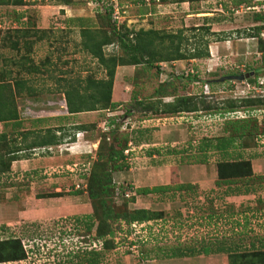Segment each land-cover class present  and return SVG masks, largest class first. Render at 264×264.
<instances>
[{"label":"rangeland","instance_id":"obj_1","mask_svg":"<svg viewBox=\"0 0 264 264\" xmlns=\"http://www.w3.org/2000/svg\"><path fill=\"white\" fill-rule=\"evenodd\" d=\"M177 1L112 3L118 25L134 32H181V37L187 39L182 48L189 51L196 46L204 49V39L199 42L203 32L192 31L193 27L210 26L214 35L206 37L208 57L165 62L147 69L143 64L119 66L111 91L115 109L75 115H68L62 87L78 83L77 88L83 90L85 81L108 79L99 61L84 51L85 39L80 34L81 28L93 33L109 30L99 21L108 1L75 0V5L64 6L57 0H22L18 6H0V40L9 33L18 44L10 49L0 42V73L11 71L3 78L5 81L22 78L34 88V96L14 97L22 128L13 130L11 124L0 123V135L6 134L10 141L17 138L15 147L22 150L32 137L24 142L17 136L18 131L60 126L67 135L63 140L75 141L66 144L70 150L63 152L64 147L61 154L58 146V150L50 147V152L47 148L18 151L19 159L11 164V172L0 180V240L20 238L28 251L27 260L7 264H77L73 258L76 252L100 247L93 238L94 231L89 234L85 229L87 217L92 214L91 202L86 193L74 192L79 187L87 189L99 143L104 139L108 147L116 150L128 141L124 151L128 168L112 174L117 193L115 206L135 196L129 211L147 209L161 212L162 218L143 225L114 226L116 248L105 252L102 264H253L256 259L252 253L264 252V107L256 109L257 114L250 118L243 112L224 118L215 111L159 114L167 103H172L177 90L203 93L204 103L214 109L234 99L264 98V91L250 87L244 80L220 81L232 76L246 79L249 67L262 65L257 39L252 36L256 35V27L264 25L263 20L255 18L264 17V0ZM16 29L29 33L16 39L12 33ZM260 37L264 39V30ZM168 46L164 40L158 49L167 53ZM103 51L105 59L122 52L116 44ZM22 57L26 67L34 65L40 73L22 72ZM181 74L185 80L189 74L201 81L180 82ZM212 81L218 84L211 85ZM144 100L149 101L151 109L144 111L138 104ZM48 103L57 106L52 108ZM33 119L46 122L41 128H33L32 121H37ZM111 120L114 127H110ZM245 120L250 121L249 125L239 124ZM242 126L246 127L242 132L246 135L239 144L244 148L242 159L250 163L248 180L260 184L261 189L247 197L221 199L217 195L225 186L217 185V166L222 160L211 150L200 154L197 148L202 139L212 142L232 135V129ZM79 127L85 130L76 131ZM10 141L0 142V156L14 145ZM180 185H191L193 190L178 191L173 200L163 202H156L152 196L134 195L132 190ZM54 193L60 196L53 197ZM206 248L210 249L208 255L181 259L162 256L177 250Z\"/></svg>","mask_w":264,"mask_h":264},{"label":"trees","instance_id":"obj_2","mask_svg":"<svg viewBox=\"0 0 264 264\" xmlns=\"http://www.w3.org/2000/svg\"><path fill=\"white\" fill-rule=\"evenodd\" d=\"M103 1H108L109 5L104 7L105 13L101 15L99 19L102 27H107L108 31H91L90 29L81 28V37L85 40L82 42L84 51L93 56L99 63L104 67L107 72L108 79L106 81H96L88 80L85 81V88L80 90V85L77 83L68 84L62 87V94L65 99L68 115L80 114L83 112H93L98 110H114L115 106L111 103V91H112V81L115 74V69L119 66H138L145 65V68H152L155 64H163L165 62H175L182 60H196L204 57H208V41L207 36L214 35L210 33V26L193 27L192 31H202L203 34L199 35V42L204 39V49L199 46L194 47L191 51L188 49H183L184 44H187V39H183L180 34L163 33L161 34L157 30H143L140 29L137 32L127 29L125 25H118L117 19L114 17V6L112 2L117 0H95L96 3ZM163 1V0H162ZM89 2V0H87ZM94 2V0H91ZM177 2L182 3L183 0H178ZM22 0H0V6L8 5H21ZM57 4L64 6L75 5V0H57ZM22 19L21 16L18 19ZM256 20L264 22V17L256 15ZM262 22V23H263ZM256 35L252 36L257 39V51L261 54V66L255 68H248L246 73L248 78L244 79L247 85L260 89L264 91V39L260 37L262 30H264V25L261 27H256ZM16 39L26 37L28 31L25 29H16L12 31ZM180 35V36H179ZM10 34L7 33L3 39L0 40L4 47H9L10 49L15 48L18 44L14 39L10 38ZM206 39V40H205ZM164 40L168 41L169 52L161 51L158 47L163 44ZM159 41L160 43H157ZM157 43V44H156ZM116 44L117 47L122 51L120 55L110 56L105 59L104 48L110 45ZM27 45V43H25ZM24 57H22V72L24 70L28 73L39 74L40 70L34 65L28 67L23 63ZM161 66V65H160ZM1 72V70H0ZM12 72L6 71L0 73V123L10 126L12 129H21L22 123L19 119L17 109L14 105V97L26 94V96H34V88L29 85V81L22 78H13L17 80L5 81L3 78L11 75ZM20 75V73H18ZM253 75V78H251ZM188 76V77H187ZM186 77L187 80L183 79L184 75L181 74V78L178 79L180 82L187 81L197 83L201 80L197 76L191 77L189 74ZM8 78V77H7ZM193 78V79H192ZM237 81V80H236ZM211 85L218 84L215 82H210ZM209 83V84H210ZM76 86V87H75ZM185 89V88H184ZM179 94V95H178ZM203 93L200 94H185L183 92H178L175 94L172 103H167L164 109L161 110L159 114L162 115H180L182 113L195 114L198 112H210L215 111L221 118L230 113L243 111L248 113L247 118H250V114L253 110L259 107H264V98H246V99H234L232 101H225L218 104L216 109L212 108L211 105H206L202 100ZM22 96V95H21ZM143 107L144 111L151 109L149 101L144 100V102L138 103ZM50 106V103L47 104ZM57 103L51 104L50 107L55 108ZM245 119V118H244ZM243 119V120H244ZM37 121H32L33 128H41L40 126L46 121H38L40 119H33ZM247 120V119H246ZM241 121L240 125H249L250 121ZM44 121V122H43ZM238 122V121H237ZM236 124V123H235ZM223 125V122L222 124ZM245 125V126H246ZM4 126V127H5ZM114 120L110 121V127H114ZM234 128L232 129V135L227 137L221 136L215 138L212 142L208 139H202L199 142V147L197 152L200 154H205L208 151H213L220 156L222 160L217 166V176L218 183L220 187L225 186L224 190L221 191L219 198L224 197H237V196H248L256 194L260 189V184H254L250 179V163L249 160H243V145L239 144L240 140L246 135V132H242L246 127ZM64 129L60 126L56 128L39 129L33 131H26L27 133H22L18 131L17 136L22 138L25 142L27 137H32L28 145H23L22 150H18L15 146L17 145V138H13L11 148L7 149V153L4 156H0V180L6 179L11 171V164L18 160L17 152L23 150H41L43 148L49 149L50 147H60L58 154H61L62 148L63 152H68L69 147L66 144L74 143V139L71 138L69 143H66L63 139L67 135L63 133ZM85 129L79 127L76 131H84ZM225 131V130H224ZM263 133V132H261ZM59 134V135H58ZM8 140L6 134L0 135V142ZM10 141V142H11ZM128 141L125 140L120 144L119 150L114 147L107 145L102 140L99 143L98 153L96 159L93 162L92 169L90 170L87 179V189L84 191L79 187L78 191L74 194L79 195L80 193H86L88 199L92 205V214H90L85 223V229L87 233L94 231V240L100 247H93L91 249H81L80 252H76L73 258L77 259V264H102L105 256V252L115 249L114 246V226L121 224L130 227L132 224L143 225L150 221L159 220L162 218L161 212H154L147 209H137L128 210L130 203L134 201V195L142 196H152L156 197L154 200L156 202L169 201L174 199V194L178 191L184 192L191 191V185H180L177 187H154L151 189H132L135 193L130 199H125L122 206L116 207L113 200L115 199V183H113L112 174L125 171L128 168L126 158L124 156V151L127 150ZM257 144V143H256ZM240 146V147H238ZM58 150V149H57ZM153 152V151H151ZM151 152L148 155L151 156ZM85 155V154H80ZM248 167L247 169H244ZM264 180V178H262ZM4 184V183H3ZM2 184V185H3ZM193 190V189H192ZM131 191V189H130ZM170 194L169 195V192ZM54 195V196H53ZM51 197H58L60 193H54ZM122 195L125 196L123 193ZM128 195V193H127ZM197 196V193H195ZM129 197V196H128ZM134 226V225H133ZM120 231V229H119ZM128 233V232H127ZM263 246V245H262ZM88 250V251H87ZM79 251V250H78ZM210 252L209 248L206 249H191L186 251H172V253H164L162 256L167 259L173 258H191L199 255H208ZM256 260L252 261L253 264H264V252L257 251L252 253ZM28 258V251L20 238L10 237L5 240H0V264L7 263H21Z\"/></svg>","mask_w":264,"mask_h":264},{"label":"water","instance_id":"obj_3","mask_svg":"<svg viewBox=\"0 0 264 264\" xmlns=\"http://www.w3.org/2000/svg\"><path fill=\"white\" fill-rule=\"evenodd\" d=\"M245 77L248 78V75L246 74ZM226 79H228V80H244V77L243 76H240V77H238V76L224 77V78L220 79V81H225Z\"/></svg>","mask_w":264,"mask_h":264},{"label":"built area","instance_id":"obj_4","mask_svg":"<svg viewBox=\"0 0 264 264\" xmlns=\"http://www.w3.org/2000/svg\"><path fill=\"white\" fill-rule=\"evenodd\" d=\"M232 114V116H236L237 114H239V112H234V113H230V114H228V115H231ZM35 118H36V116H34ZM47 151H49L48 149H47ZM50 152V151H49Z\"/></svg>","mask_w":264,"mask_h":264},{"label":"clouds","instance_id":"obj_5","mask_svg":"<svg viewBox=\"0 0 264 264\" xmlns=\"http://www.w3.org/2000/svg\"><path fill=\"white\" fill-rule=\"evenodd\" d=\"M255 114H253V112L250 114V116L252 115H256L257 114V111L256 110H253ZM246 115V114H245ZM247 118V116H245Z\"/></svg>","mask_w":264,"mask_h":264},{"label":"crops","instance_id":"obj_6","mask_svg":"<svg viewBox=\"0 0 264 264\" xmlns=\"http://www.w3.org/2000/svg\"><path fill=\"white\" fill-rule=\"evenodd\" d=\"M238 112H243V111H238ZM244 113V115L246 114V115H248V113H245V112H243ZM193 115V114H192ZM226 117V116H225ZM237 197H247V196H237Z\"/></svg>","mask_w":264,"mask_h":264}]
</instances>
